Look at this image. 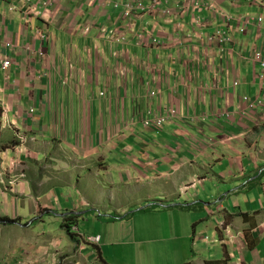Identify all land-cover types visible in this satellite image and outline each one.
I'll return each instance as SVG.
<instances>
[{"label":"crops","instance_id":"1","mask_svg":"<svg viewBox=\"0 0 264 264\" xmlns=\"http://www.w3.org/2000/svg\"><path fill=\"white\" fill-rule=\"evenodd\" d=\"M143 1L158 10L119 41L101 32L122 25L108 0H57L32 18L33 0L28 24L27 0H0V124L13 134L0 135V215L19 219L0 224V264H264V88L246 59L263 41L236 21L210 47L202 32L219 19L200 28L183 0ZM159 104L176 117L144 127L136 113ZM221 221L240 239L215 242Z\"/></svg>","mask_w":264,"mask_h":264},{"label":"clouds","instance_id":"2","mask_svg":"<svg viewBox=\"0 0 264 264\" xmlns=\"http://www.w3.org/2000/svg\"><path fill=\"white\" fill-rule=\"evenodd\" d=\"M30 1L29 3L33 5V0H27ZM123 1L124 0H108V2H111L114 8L116 9H120V15L118 16V20H121L122 25H117L116 27L110 28L108 26H103L101 28V32L108 34V36L110 37V39L112 40V38H115L117 40H121L124 41L125 40V33L130 31L131 29H133V27L135 26V19L137 18V16H141L145 13H150V14H154V12H156L158 9L155 8L154 4H145L143 0H135L134 4L136 6H134V12L133 14L130 16V19H127L125 17H123L122 13L124 11V5H123ZM192 1V2H191ZM226 3L223 6L222 4H220V2L218 0H183V7H185L188 3V5H191L194 9L193 14L194 16L197 17V20L199 21V23H196L200 28H203L204 26L206 27H210L212 26L213 21L210 19L216 18L219 19V28L213 32H202L204 39L206 41V45L212 47L215 43H219L220 45H223L225 43V41H227L229 39V35H227L226 29L225 27L228 26L231 22H238L239 23V27L241 29V32H245V31H249V27L250 25H253L256 28V31L252 32L250 31L251 35L253 36H257V40L259 41L260 39H262L263 43L261 46L259 45H252V53H250V55H248V57H246V59H249L251 62L256 63L257 65H260L262 67V70L256 73V76L259 80L260 86L261 88H264V12L262 10H264V0H225ZM139 2H141V5H138ZM191 2V3H190ZM57 3V0H52V2L50 4L44 5L42 4V0H39V8L36 11V13H34L33 15L30 14L29 12V18L28 20L24 19L25 23H29L31 21H33V19H31V15L32 18L33 17H37V15H42L45 13V10L55 6ZM100 3L102 5H106V3L104 2V0H100ZM187 5V6H188ZM228 5H230L231 7H228ZM243 6H248V7H253L256 8L257 10L251 11L252 13L249 12L248 15L245 14H241V12L239 13V9H241ZM181 6V8H183ZM201 9L206 10L207 12H209V14L211 15V17L208 19H199V11H201ZM163 13H169L170 9L169 8H165V10L162 11ZM213 16V17H212ZM83 30L89 31L90 28L88 27V25H85L83 28ZM42 34V38H46V34H44L41 31ZM184 36V34H183ZM185 37V36H184ZM182 37V40L185 41V38ZM6 43H8V41L4 42L5 48L11 49V54L8 55L10 57L11 60V65H12V57L14 54L17 53L18 48H17V44L15 41L10 40L9 43L12 44L13 48H10L9 46L7 47ZM157 43V42H156ZM9 52V51H8ZM9 52V53H10ZM257 53L260 54V57L257 56ZM8 56H5L4 59H6ZM1 60V67H2V63L3 60ZM10 65V66H11ZM3 68V67H2ZM197 68H199V64H196L193 69V71H197ZM5 69V68H3ZM9 67L5 70H8ZM217 82H214L213 84H215ZM213 84L208 85L207 87H213ZM218 84V83H217ZM235 86V84H233V87ZM148 94H150L151 96L154 95L158 90L156 88H152L151 86H148ZM103 92V93H101ZM104 91H100V94H104ZM249 97L248 95H243L242 96V100L243 101H248ZM167 109H171L172 110V116L161 126V127H153V126H144V127H151V128H155V129H161L164 127V125L167 122L172 121L175 117H176V108L175 105H167L165 108L163 107L162 104L158 105V110L154 111L152 107L149 108L148 110V115L149 116H153L154 114H159L160 112H163L164 114H166ZM144 113V112H141ZM145 114V113H144ZM221 114L224 115L225 118H227L228 120H230V118L233 117V111H229V110H224L221 111ZM136 117L141 121L138 113H136ZM142 123V121H141ZM143 124V123H142ZM1 126H2V122H1ZM219 204V203H218ZM216 204L215 206H210L209 210H208V215L214 214V211H220L219 205ZM243 216H245V214H243ZM17 219V218H14ZM19 223V219H17V222H15L14 224ZM1 224V223H0ZM6 225V224H3ZM13 225V224H10ZM219 229L222 231V235L221 236H216L213 238V240L215 242H219L223 245H226L227 243H234L235 240L240 239V233H243V231H235L232 229L231 225L226 224L225 221H221L220 222V226ZM91 237H98V236H91ZM206 239H210L209 236H205ZM99 237H98V241H92L90 240L89 237V241L90 242H95L98 243L99 242ZM227 260V264H228V259L224 258Z\"/></svg>","mask_w":264,"mask_h":264},{"label":"built area","instance_id":"3","mask_svg":"<svg viewBox=\"0 0 264 264\" xmlns=\"http://www.w3.org/2000/svg\"><path fill=\"white\" fill-rule=\"evenodd\" d=\"M135 0H124L123 1V5H124V11L122 13L123 17L130 19V16L133 14L134 12V6H136L134 4ZM28 3L30 1H27ZM52 2V0H42V4L47 5L50 4ZM138 5H141V2H139ZM32 8V4H27V10L24 12L23 18L28 20L29 18V10ZM0 15H1V11H0ZM7 47L9 46L10 48H13L11 43H6ZM257 56L260 57V54L257 53ZM11 65V60L10 57L8 56L6 59L3 60L2 63V67L7 69L8 67H10ZM103 93V92H101ZM142 123L144 126H153V127H161L173 114H172V110L171 109H167L166 114H164L163 112H160L159 114H154L152 117L149 116L148 114H144L141 113L139 111L138 113ZM90 240L92 241H98V237H90Z\"/></svg>","mask_w":264,"mask_h":264},{"label":"rangeland","instance_id":"4","mask_svg":"<svg viewBox=\"0 0 264 264\" xmlns=\"http://www.w3.org/2000/svg\"><path fill=\"white\" fill-rule=\"evenodd\" d=\"M121 72V74L124 76V70H122V71H120ZM0 117H1V109H0ZM2 126H1V124H0V135H13L12 134V132H10V131H7V130H5L6 128H1ZM8 142V141H7ZM0 144H3V142L1 143V141H0ZM112 156L113 157H116L117 155H116V153H114V154H112ZM109 160L111 161V157L109 158ZM109 161V162H110ZM46 174H48L47 176H50V174H52V172H51V170H50V168L46 171ZM101 175H102V173H101ZM99 214H101L99 211H96L95 212V217L96 218H98V219H100V220H103V221H107V222H110V223H112L113 221H112V219H111V217H107V216H98ZM98 216V217H97ZM15 225V224H14ZM13 225V226H14ZM4 227H5V229L7 228V226H5V225H3ZM12 226V227H13ZM30 227H32V228H36V229H40L41 227H39V226H37L36 227V223H34V224H32V225H30ZM20 230H23V227H21L20 228ZM23 231H20V233H22ZM22 239H20V241H21ZM145 244V243H144ZM146 246H149V245H146ZM139 247H141V246H139ZM150 249H149V251H148V254H150V255H154L155 257H157V261L156 262H165V261H167L168 260V255L166 254V253H163L162 251H160V249L157 247V249H155L154 247H152V246H150L149 247ZM141 251H137L135 254L137 255V256H140L141 255ZM128 261L129 262H133V263H135V262H138V260H137V258H128ZM148 263V262H147Z\"/></svg>","mask_w":264,"mask_h":264},{"label":"trees","instance_id":"5","mask_svg":"<svg viewBox=\"0 0 264 264\" xmlns=\"http://www.w3.org/2000/svg\"><path fill=\"white\" fill-rule=\"evenodd\" d=\"M12 144H16V141H12ZM15 222H17V219L0 215L1 224H14ZM226 262H227L226 259H215V260H206L205 264H227ZM183 264H190V263L186 262Z\"/></svg>","mask_w":264,"mask_h":264}]
</instances>
